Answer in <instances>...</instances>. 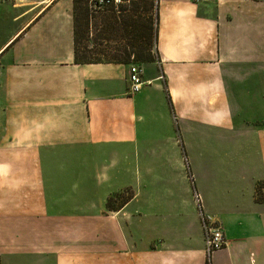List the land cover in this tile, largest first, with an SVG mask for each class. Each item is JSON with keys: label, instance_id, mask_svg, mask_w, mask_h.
I'll return each instance as SVG.
<instances>
[{"label": "crops", "instance_id": "1", "mask_svg": "<svg viewBox=\"0 0 264 264\" xmlns=\"http://www.w3.org/2000/svg\"><path fill=\"white\" fill-rule=\"evenodd\" d=\"M156 52L131 93L73 0H0V264H264V0H158Z\"/></svg>", "mask_w": 264, "mask_h": 264}, {"label": "rangeland", "instance_id": "2", "mask_svg": "<svg viewBox=\"0 0 264 264\" xmlns=\"http://www.w3.org/2000/svg\"><path fill=\"white\" fill-rule=\"evenodd\" d=\"M80 1L87 4L88 16L83 20L85 16L80 13L84 11H77L79 50L87 59L130 63L134 57V61L141 63L151 52L158 0H134L138 3L135 7L130 0H122L117 6L100 8L85 3L87 0ZM118 204L117 199L112 200V207Z\"/></svg>", "mask_w": 264, "mask_h": 264}, {"label": "built area", "instance_id": "3", "mask_svg": "<svg viewBox=\"0 0 264 264\" xmlns=\"http://www.w3.org/2000/svg\"><path fill=\"white\" fill-rule=\"evenodd\" d=\"M88 3L90 6H98L100 8L117 6L122 3V0H88ZM156 63L159 64L158 61ZM128 81L129 91L131 93L138 92L141 89V86L143 85L141 66L134 63L129 65ZM193 198L203 230L204 250L207 258H210L211 254L225 246V237L219 223L210 220V218H208L203 212L200 196L194 192Z\"/></svg>", "mask_w": 264, "mask_h": 264}, {"label": "trees", "instance_id": "4", "mask_svg": "<svg viewBox=\"0 0 264 264\" xmlns=\"http://www.w3.org/2000/svg\"><path fill=\"white\" fill-rule=\"evenodd\" d=\"M132 5L134 6H137L138 3L134 0H130ZM85 3H88V0L87 2ZM89 4V3H88ZM134 6V7H135ZM111 8H107V10H110ZM78 10H81V11H84V12H81V16H85L84 18H82L83 20L88 16V11H87V4L86 6L83 5L81 3L80 0H73V12H74V62L75 64H97V63H112V62H101V61H91L89 59H87L86 55H82L80 50H79V40H78V31H77V11ZM110 18H115V17H110ZM116 19V18H115ZM156 20H157V17H156ZM82 55V56H81ZM158 61V56H157V52H156V30H155V36H154V44H153V48L151 50V52H149L147 55H146V58L143 59L142 61H140L141 63L137 62V61H134V57L131 58V62L129 64H137L139 66L141 65H144V64H149V63H156ZM113 199H117L119 201V204H123L127 198H124L122 195H115L114 197L112 198H109L108 201H107V204H106V208L107 210L109 211H112L115 207H112L111 203H112V200ZM209 259V258H207ZM207 264H208V261H207Z\"/></svg>", "mask_w": 264, "mask_h": 264}, {"label": "bare ground", "instance_id": "5", "mask_svg": "<svg viewBox=\"0 0 264 264\" xmlns=\"http://www.w3.org/2000/svg\"><path fill=\"white\" fill-rule=\"evenodd\" d=\"M49 5H50V4H49ZM16 38H17V37H16ZM16 38H15V39H16Z\"/></svg>", "mask_w": 264, "mask_h": 264}]
</instances>
